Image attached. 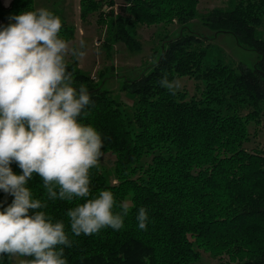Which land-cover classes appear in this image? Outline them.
Segmentation results:
<instances>
[{
    "label": "trees",
    "instance_id": "1",
    "mask_svg": "<svg viewBox=\"0 0 264 264\" xmlns=\"http://www.w3.org/2000/svg\"><path fill=\"white\" fill-rule=\"evenodd\" d=\"M228 12L213 10L202 23L215 33H230L236 42L259 55L252 68L232 69L220 63L206 66L210 44L188 26L198 16L199 0H124L115 16L110 10L98 22H107L108 41L139 51L137 26L179 24L178 32L161 42L154 62L122 90L134 96L126 107L111 98L102 82H93L67 60L74 85L90 90L91 103L81 121L102 136L103 154L114 156L116 183H109L96 166L89 170L90 195L99 190L114 194V211L127 209L119 230L101 229L91 235L71 233L66 212L82 199L50 200L41 178L33 174L28 186L45 203L54 220H62L72 241L65 247L67 264H194L200 250L227 255L236 264H264V155L247 147L251 124L259 123L264 106V40L256 37L264 0H234ZM34 0H12L0 8V19L34 10ZM103 4L113 0H79V17L101 15ZM66 26V25H65ZM64 27V26H63ZM70 29V28H68ZM60 32L67 42L73 39ZM104 46L110 48L111 44ZM200 76V98L186 99L185 91L162 86L167 78ZM250 111L241 115L242 107ZM127 109V110H126ZM12 170L20 169L13 164ZM12 197L0 192V204ZM148 213L146 228L137 226L139 207ZM0 264L13 263L10 255Z\"/></svg>",
    "mask_w": 264,
    "mask_h": 264
},
{
    "label": "clouds",
    "instance_id": "2",
    "mask_svg": "<svg viewBox=\"0 0 264 264\" xmlns=\"http://www.w3.org/2000/svg\"><path fill=\"white\" fill-rule=\"evenodd\" d=\"M61 27V18L45 7L10 14L0 25V192L12 197L0 204V257H22L19 264H67L64 249L72 243L64 222L33 196V174L48 199H82L66 212L75 236L119 230L127 215L126 208L114 211L111 190L90 195L89 170L100 162L103 140L81 121L91 93L83 84L73 86L67 68L68 53L84 56L86 42L70 49ZM160 84L172 90L166 77ZM136 221L146 228L145 207L137 209Z\"/></svg>",
    "mask_w": 264,
    "mask_h": 264
},
{
    "label": "rangeland",
    "instance_id": "3",
    "mask_svg": "<svg viewBox=\"0 0 264 264\" xmlns=\"http://www.w3.org/2000/svg\"><path fill=\"white\" fill-rule=\"evenodd\" d=\"M112 6L103 4L98 16L97 13L88 15L85 20L79 17V0H34L33 7H45L57 14L61 20L70 25L74 31L77 26L81 28L83 34L78 37L79 42L84 40L86 48L85 55L82 57H73L71 52L68 53L66 60L75 58L78 68L83 74L90 76L93 82H102L103 88L108 91L111 98L121 102L127 108L132 106L134 96L122 90L126 80H134L147 67L154 62L160 50L161 42L170 35L178 32L179 24L175 23L165 28L157 25L137 26L134 32V38L140 43V50H130L123 43H110L107 34V22H98V18H104L110 10L113 15L119 13L118 8L124 4V0H113ZM235 6L234 0H199L197 6L198 16L189 21L190 29L198 33L206 41H201L198 45H193L197 50L205 49L207 43L210 46L205 49L206 58L204 59V68L213 64H223L238 70L243 66L252 68L259 61V55L246 46H241L236 42L235 37L230 33H215L208 26L202 23V18L207 17L213 10L228 12ZM261 24L256 28L255 35L257 38L264 40V10L259 13ZM105 42L111 44L110 48L104 46ZM200 76L194 77H175L172 82V88L179 91H185L186 99L200 98L204 89V82ZM127 110V109H126ZM241 115L247 114L249 107L243 106ZM259 123L251 124L249 132L251 133L250 141L247 144L249 149L259 150L264 155V106L259 113ZM114 156L110 153L102 154L97 167L99 172L106 176L109 183H116L113 172ZM201 257L194 264H236L230 263L227 255H215L200 250ZM13 263H19L22 257L10 255Z\"/></svg>",
    "mask_w": 264,
    "mask_h": 264
},
{
    "label": "crops",
    "instance_id": "4",
    "mask_svg": "<svg viewBox=\"0 0 264 264\" xmlns=\"http://www.w3.org/2000/svg\"><path fill=\"white\" fill-rule=\"evenodd\" d=\"M4 2H6V0H0V8L2 9V10H8L9 9V7H10V5H11V2H12V0H8L7 1V3H4ZM34 4V3H33ZM36 8H35V5H34V10H35ZM55 15H57V14H55ZM1 21H3L4 22V24H7V20H4V19H0ZM62 21V27H61V30H60V32L62 33V31H63V33H65L66 35H68L70 32H69V30L72 28L70 25H68V24H66V22H64L63 20H61ZM66 25V26H65ZM64 26V27H63ZM68 28H70V29H68ZM81 34H83V31L81 30V28H79L78 26H77V29L75 28V31H74V33H73V39L72 40H70V41H68V44H69V48L71 49V48H74V47H76L78 44H77V42L79 41L78 40V37H80L81 36ZM68 60V59H67ZM78 60V59H77ZM79 64V63H78ZM79 67V66H78Z\"/></svg>",
    "mask_w": 264,
    "mask_h": 264
},
{
    "label": "built area",
    "instance_id": "5",
    "mask_svg": "<svg viewBox=\"0 0 264 264\" xmlns=\"http://www.w3.org/2000/svg\"><path fill=\"white\" fill-rule=\"evenodd\" d=\"M3 24H4V22L0 20V25H3Z\"/></svg>",
    "mask_w": 264,
    "mask_h": 264
},
{
    "label": "bare ground",
    "instance_id": "6",
    "mask_svg": "<svg viewBox=\"0 0 264 264\" xmlns=\"http://www.w3.org/2000/svg\"><path fill=\"white\" fill-rule=\"evenodd\" d=\"M7 1H8V0H6V2H4V3H7Z\"/></svg>",
    "mask_w": 264,
    "mask_h": 264
}]
</instances>
